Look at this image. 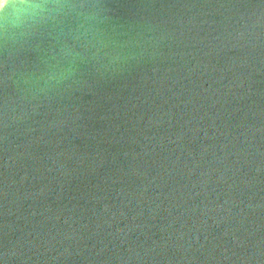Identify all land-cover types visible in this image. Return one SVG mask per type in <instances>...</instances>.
Listing matches in <instances>:
<instances>
[{
  "label": "water",
  "instance_id": "95a60500",
  "mask_svg": "<svg viewBox=\"0 0 264 264\" xmlns=\"http://www.w3.org/2000/svg\"><path fill=\"white\" fill-rule=\"evenodd\" d=\"M0 30V264H264V0H61Z\"/></svg>",
  "mask_w": 264,
  "mask_h": 264
},
{
  "label": "clouds",
  "instance_id": "9594fccd",
  "mask_svg": "<svg viewBox=\"0 0 264 264\" xmlns=\"http://www.w3.org/2000/svg\"><path fill=\"white\" fill-rule=\"evenodd\" d=\"M66 7L61 0H0V30L27 34Z\"/></svg>",
  "mask_w": 264,
  "mask_h": 264
}]
</instances>
